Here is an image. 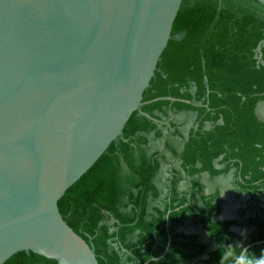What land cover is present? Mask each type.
Wrapping results in <instances>:
<instances>
[{
  "label": "water",
  "instance_id": "water-1",
  "mask_svg": "<svg viewBox=\"0 0 264 264\" xmlns=\"http://www.w3.org/2000/svg\"><path fill=\"white\" fill-rule=\"evenodd\" d=\"M182 1L0 0V264H99L58 201L142 106Z\"/></svg>",
  "mask_w": 264,
  "mask_h": 264
},
{
  "label": "trees",
  "instance_id": "trees-1",
  "mask_svg": "<svg viewBox=\"0 0 264 264\" xmlns=\"http://www.w3.org/2000/svg\"><path fill=\"white\" fill-rule=\"evenodd\" d=\"M263 39L264 6L257 0L182 1L142 106L58 201L64 220L93 248L99 264H217L221 245L264 240V207L257 204L253 184L259 181L264 187V122L254 113L256 102L264 99V63L256 57ZM261 52L264 62V47ZM169 110L197 111L204 119L224 116L215 132L193 129L183 153L174 156L190 176L222 172L212 165L221 153L226 154L223 161L236 158L234 164H242V175L254 192L249 207L255 216L247 224L255 229L247 237L230 230L237 221H213L211 213H218L221 205L213 204L210 195H202L201 204H187L173 181L161 200L156 179L161 154L150 152L148 135L163 137L157 121ZM186 213L194 226L207 231L208 241L177 230ZM249 249L259 255L264 242ZM3 264L57 262L21 251Z\"/></svg>",
  "mask_w": 264,
  "mask_h": 264
},
{
  "label": "flooded vegetation",
  "instance_id": "flooded-vegetation-1",
  "mask_svg": "<svg viewBox=\"0 0 264 264\" xmlns=\"http://www.w3.org/2000/svg\"><path fill=\"white\" fill-rule=\"evenodd\" d=\"M260 44L262 45V47H264V39L259 43V45ZM256 57L258 59V63H264L262 62L263 54L262 52L258 51V49ZM174 112L175 111L173 110H169L167 116L157 121V130L163 133L162 138H156L155 132H151L148 135L150 141V152L158 151L161 154V165L159 168V173L163 169H165L167 170L169 175L167 178L169 184H167V187L165 189L160 190L161 200H163L167 196L169 186L173 181L176 183L178 195L180 197H183L187 204L189 202L194 204H201L202 195H210L212 196L213 204H215L216 202H220L221 205V209L218 213H211L213 221H237V224H233L229 227L230 230L235 231L236 233L241 235V229L247 228L249 230V233L241 235L242 237H247L255 229L254 226H249L247 224V221L251 217L255 216V209L249 207V204L253 199L254 192L249 188L246 177H243L242 175V164L241 166L235 165L234 162L237 160L236 158H229V160L223 161L226 154L221 153L220 156L212 160V165L214 169L222 170V172L218 174H211L209 171L204 170L190 176L183 169L182 161L180 159H176V157L174 156V152H178L179 154L183 153L185 144L189 140L190 133L193 129H202L203 131L215 132L218 130V125L224 124V116L222 115V113H219L218 117H216L215 119H204V117L200 116L197 111H179L189 112L194 115L190 123L181 124L171 120L170 116ZM254 113L259 120L264 122V99L258 100L256 102L254 106ZM213 114H215V112H211V115ZM202 118L203 120L201 122L200 119ZM156 141H161L163 143L162 149H154V145L152 144V142ZM255 145L258 147L261 146L258 143ZM257 159H259V157H257ZM197 165L200 166V164ZM260 168L264 170V164L260 166ZM224 169L226 170L224 171ZM205 179H215L218 184H211L210 186L205 182ZM193 181L199 182V187H195ZM253 184L254 186H257V188L255 189V194L258 198L257 204L260 207H264V187L261 186V183H259V181H255L253 182ZM192 196H194L193 199ZM177 230L186 234L198 235L202 242L208 241L207 231H205L200 225L194 226L192 223V219L188 213H186L185 216V223L179 226Z\"/></svg>",
  "mask_w": 264,
  "mask_h": 264
},
{
  "label": "clouds",
  "instance_id": "clouds-1",
  "mask_svg": "<svg viewBox=\"0 0 264 264\" xmlns=\"http://www.w3.org/2000/svg\"><path fill=\"white\" fill-rule=\"evenodd\" d=\"M246 231V229H242L241 235H244ZM222 246L223 251H220V259L217 264H264V250L256 255L241 242L223 244L220 248Z\"/></svg>",
  "mask_w": 264,
  "mask_h": 264
},
{
  "label": "rangeland",
  "instance_id": "rangeland-1",
  "mask_svg": "<svg viewBox=\"0 0 264 264\" xmlns=\"http://www.w3.org/2000/svg\"><path fill=\"white\" fill-rule=\"evenodd\" d=\"M258 54H259V52H258ZM193 116L194 115L192 113H189V112H174V113H172V115L170 117H171L172 121H175V122H178L181 124H183V123L188 124L192 121ZM152 144L154 145V149H156V148L162 149V147H163V143L161 141L152 142ZM168 176H169L168 172L165 169H163L158 174L157 185H158L160 190L165 189L167 187V184H169V181L167 179ZM205 182L207 184H209L210 186H211V184L212 185H215L216 183L218 184V182L215 179H213V180L205 179ZM156 203H158V201ZM243 229H245V228H243ZM246 230L247 231L244 234L249 233V230L247 228H246Z\"/></svg>",
  "mask_w": 264,
  "mask_h": 264
}]
</instances>
